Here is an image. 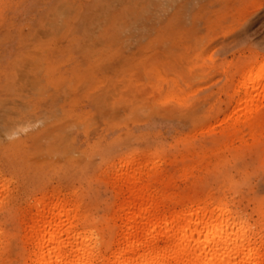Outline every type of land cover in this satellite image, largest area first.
Segmentation results:
<instances>
[{"label":"rangeland","instance_id":"rangeland-1","mask_svg":"<svg viewBox=\"0 0 264 264\" xmlns=\"http://www.w3.org/2000/svg\"><path fill=\"white\" fill-rule=\"evenodd\" d=\"M251 74L264 0H0V264L30 262L37 206L55 202L105 255L140 201H218L264 236V143L223 134Z\"/></svg>","mask_w":264,"mask_h":264},{"label":"bare ground","instance_id":"bare-ground-1","mask_svg":"<svg viewBox=\"0 0 264 264\" xmlns=\"http://www.w3.org/2000/svg\"><path fill=\"white\" fill-rule=\"evenodd\" d=\"M60 6V11L68 9ZM249 69L254 73L253 65ZM252 75L237 87L235 115L223 134L241 133L245 128L252 143L259 145L264 143V77ZM3 102L6 101L0 100V105ZM138 167L123 171L122 176L136 181L141 174ZM142 193L145 198L150 194L146 189ZM146 204L140 201L123 205V239L108 246L107 255L100 249L102 234L90 226H78L83 215L75 206L63 207L62 202H55L52 210L49 204L37 206V216L24 238L31 245L25 255L30 260L27 264H98L100 259L105 261L102 264H264V236L254 235L243 216L233 213L227 205L218 201L201 205L194 202L163 215L156 205Z\"/></svg>","mask_w":264,"mask_h":264}]
</instances>
